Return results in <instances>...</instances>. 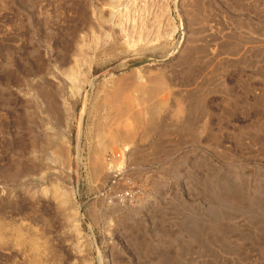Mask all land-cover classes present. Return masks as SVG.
Returning a JSON list of instances; mask_svg holds the SVG:
<instances>
[{"label":"rangeland","instance_id":"rangeland-1","mask_svg":"<svg viewBox=\"0 0 264 264\" xmlns=\"http://www.w3.org/2000/svg\"><path fill=\"white\" fill-rule=\"evenodd\" d=\"M116 1L107 36L0 0V223L39 264H264V0Z\"/></svg>","mask_w":264,"mask_h":264},{"label":"bare ground","instance_id":"bare-ground-1","mask_svg":"<svg viewBox=\"0 0 264 264\" xmlns=\"http://www.w3.org/2000/svg\"><path fill=\"white\" fill-rule=\"evenodd\" d=\"M90 4L92 6V11H91L92 17L91 18H93L92 20L95 23V25L93 26V33L96 35L97 32L98 33L103 32L107 36L118 35L116 17L118 16L117 15L118 12L120 10H122L124 7L126 8L128 4H126V5L122 4L121 5L116 0H107V3L104 0H91ZM64 60H66V59H64ZM63 73L69 78L71 89L79 91L83 84H81V82H79L80 80L77 79L78 78L77 77V71L74 68V66H72L71 69L65 70ZM40 97H41V95H40ZM67 121H68V118H67ZM49 139H51V138L46 137L45 139H43V141L41 143L42 149L48 148L51 145V143H54V142H52V140L49 141ZM64 161H65V159H64ZM52 187L53 188L50 191L51 195L53 197H55L56 199L60 200L61 203H63V204L66 203L67 202V193L65 191H62L57 186H52ZM8 230H9L8 224L0 223V240L1 241L2 240H6V241L12 240L16 245L20 246L24 250H30V251L32 250L34 252V256H32L30 258L29 263L30 264H39V259H38L39 257H37V256L39 255V253L41 251L45 250L44 244L41 241H39L38 238L25 233L22 230V228L21 229L15 228L11 232ZM29 263H27V264H29Z\"/></svg>","mask_w":264,"mask_h":264}]
</instances>
